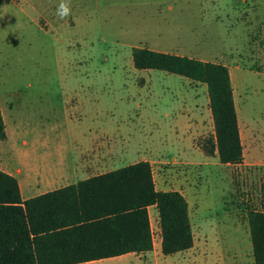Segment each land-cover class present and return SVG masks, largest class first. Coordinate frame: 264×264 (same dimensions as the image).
I'll return each mask as SVG.
<instances>
[{
    "label": "rangeland",
    "instance_id": "obj_1",
    "mask_svg": "<svg viewBox=\"0 0 264 264\" xmlns=\"http://www.w3.org/2000/svg\"><path fill=\"white\" fill-rule=\"evenodd\" d=\"M59 2L0 0V104L19 125L14 142L26 139L40 164L43 141L66 140V122L113 140L115 167L145 158L156 188H175L189 202L195 261L161 256L154 238L157 261L253 264L246 212L259 207L264 178V0H71L63 21ZM138 46L225 65L241 133L259 155L241 167L201 165L193 142L201 147L212 134L205 85L134 68ZM199 117L202 131L192 141ZM164 176L170 180L162 183ZM149 216L155 236L151 209Z\"/></svg>",
    "mask_w": 264,
    "mask_h": 264
},
{
    "label": "trees",
    "instance_id": "obj_2",
    "mask_svg": "<svg viewBox=\"0 0 264 264\" xmlns=\"http://www.w3.org/2000/svg\"><path fill=\"white\" fill-rule=\"evenodd\" d=\"M137 69H160L205 85L212 134L201 149L223 164L242 160L229 74L225 65L131 48ZM5 137L0 114V139ZM157 214L160 252L192 244L184 196L154 188L146 160L21 199L16 179L0 170V264H77L152 248L147 207ZM253 264H264V178L259 207L246 212Z\"/></svg>",
    "mask_w": 264,
    "mask_h": 264
},
{
    "label": "crops",
    "instance_id": "obj_3",
    "mask_svg": "<svg viewBox=\"0 0 264 264\" xmlns=\"http://www.w3.org/2000/svg\"><path fill=\"white\" fill-rule=\"evenodd\" d=\"M228 74L231 85L233 105L236 115L239 142L241 145L242 160L241 162L236 164L219 163L215 151L211 156L205 155L201 150L200 145L195 141L193 142V147L196 149V156L200 155V158L202 159L201 165H208V164L220 165V166L233 165L234 167L236 166L241 167L247 165L249 161L254 159L253 157L255 155H259L260 153L259 150L251 146L250 143L251 139L248 140L247 138H245L246 132L241 133L240 119L238 116V105H237L240 104V102L236 98L237 96L236 89L233 83L231 82L232 75L229 71ZM202 111H205L206 115H208L212 127L211 117L208 112L209 111L208 100L207 102H205L204 109ZM0 114L5 130V137L3 139H0V170L12 175L16 179L21 199H26L28 197H32L46 191H50L68 184H72L79 180H83L85 178L97 176L117 168L115 167V164L118 159L119 150H118V146L113 140L109 138L91 136L89 135V128L86 129L83 128L78 130L77 127L70 129L67 122H66V140L63 137L60 142L55 143L52 141L51 144H49L48 143L49 140L48 138H46V140L43 141V145L46 150L43 151V153L39 157L42 162L40 164L34 163L32 162L34 160V158H32L31 155L32 150L27 147L28 142L26 141V139L22 138L20 140V146H17L16 142H14L15 140L14 138L16 135L19 138L22 137L20 131L15 133L18 128L17 126L19 125H16L14 127L10 119L8 120L5 119L3 107L1 104H0ZM190 126L195 130L194 135L191 136V140L193 141V138H195L202 131L203 126L200 117L196 121H194L193 126L192 124H190ZM52 156L55 157V160L53 161L50 160V157ZM140 160H146V159L142 158ZM148 163L150 165V161H148ZM166 178L167 177L164 176L161 182L165 183ZM152 179H153L154 188H156L153 174H152ZM169 180L170 179L168 178L166 181L168 182ZM158 190H169V189L161 187V183H159ZM174 190L177 189L174 188ZM186 203H187V213L190 223V230L192 234V244L186 250L175 252L170 255H178L179 258H181L182 256V259H185L188 262H193L195 261L196 258V256L193 254L195 253L194 232L192 229V222L190 217V213H191L190 205L187 200ZM150 209L155 219V231H156L155 238L157 242V248L160 255L164 256L160 252V237H159V228L157 224V214L153 205L147 207L150 230L152 232L150 216H149ZM153 245H154V241H152V247ZM157 258L158 257H154L152 251L149 250L139 253L127 252L120 255L106 257L97 260L105 261L107 259L109 260L125 259L126 262H128L129 264H161V261H157ZM94 261L95 260H90L82 263L88 264Z\"/></svg>",
    "mask_w": 264,
    "mask_h": 264
},
{
    "label": "clouds",
    "instance_id": "obj_4",
    "mask_svg": "<svg viewBox=\"0 0 264 264\" xmlns=\"http://www.w3.org/2000/svg\"><path fill=\"white\" fill-rule=\"evenodd\" d=\"M71 0H60L56 7L55 15L59 20H66L71 15Z\"/></svg>",
    "mask_w": 264,
    "mask_h": 264
},
{
    "label": "built area",
    "instance_id": "obj_5",
    "mask_svg": "<svg viewBox=\"0 0 264 264\" xmlns=\"http://www.w3.org/2000/svg\"><path fill=\"white\" fill-rule=\"evenodd\" d=\"M154 238H155V236H154V234L151 232V240L154 241Z\"/></svg>",
    "mask_w": 264,
    "mask_h": 264
}]
</instances>
